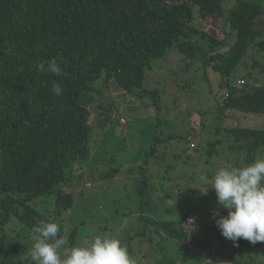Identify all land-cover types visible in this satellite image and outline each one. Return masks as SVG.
I'll use <instances>...</instances> for the list:
<instances>
[{
    "label": "trees",
    "instance_id": "obj_1",
    "mask_svg": "<svg viewBox=\"0 0 264 264\" xmlns=\"http://www.w3.org/2000/svg\"><path fill=\"white\" fill-rule=\"evenodd\" d=\"M195 13L200 19L222 17V0H0V193L5 195L0 201L1 225L11 216L31 230L55 222L58 237H63L62 213L73 207L74 196L62 189L56 192L53 217L39 212L35 200L64 182L69 162H87L90 157L91 112L84 97L104 98L111 89L137 96L150 93L144 88L145 73L154 59L164 57L175 43L185 60L196 56L197 43L190 40L199 31L192 25ZM263 14L257 2L237 0L227 15L235 42L229 47L210 31L201 36L221 48L205 53L204 63L224 78L228 93L223 106L264 116V80L256 79L242 90L245 81L238 89L237 83L232 88L229 83L248 47L262 36ZM259 46L264 49V42ZM53 58L63 75L37 70L38 64L47 66ZM54 83L63 89L60 96L52 92ZM102 103L115 112L113 104ZM224 132L244 167L264 150V129L232 127ZM189 215L178 225L157 222V229L188 248L178 240L188 237L184 229ZM198 244L201 250L211 246ZM235 247L241 248L237 257L216 248L227 253L231 264L261 263L264 242L239 239Z\"/></svg>",
    "mask_w": 264,
    "mask_h": 264
},
{
    "label": "rangeland",
    "instance_id": "obj_2",
    "mask_svg": "<svg viewBox=\"0 0 264 264\" xmlns=\"http://www.w3.org/2000/svg\"><path fill=\"white\" fill-rule=\"evenodd\" d=\"M249 1L257 2L264 9V0ZM236 2L222 0L224 15L215 19H200L195 13L192 25L199 31L193 33L190 40L197 43L196 56L185 60L175 43L164 57L154 59L151 69L145 73L144 88L150 93L142 96L123 93L109 101L116 112L105 106L102 120L106 122L102 127L98 123L92 124L91 116L90 157L86 163L91 187L85 188L79 197L74 196L73 207L62 213L63 238L67 241L59 250L62 258L66 255L64 248L87 247L97 235L118 239L133 264H205L199 253L202 248L199 242L224 247L228 254L238 256L240 247H235L224 237L220 241L222 235L215 224L219 216L214 219L213 210L223 216L227 212L218 205L215 190L209 188L206 195L199 190L210 186L208 181L219 168L244 167L240 154L230 148L232 140L224 132L225 128L264 129L263 115L242 113L223 106L228 93L224 78L204 63L205 53L221 48H213L201 32L210 31L229 47L235 42V32L230 29L227 15ZM259 21L262 36L248 47L230 75L231 88L239 79L246 84L242 88L235 86L241 90L255 84L256 79L264 80V49L259 46L264 42V14ZM153 100H156L155 108L152 107ZM83 101L96 109L100 102L93 99L92 94L86 95ZM148 142L152 146L146 149L143 143ZM191 144L194 146L192 154H187L185 148ZM259 159H264V150L257 155L256 160ZM136 162L142 164L145 185L152 193L151 203L141 210L133 203V176L141 171ZM75 166V162H69L64 168V182L52 193L35 200L39 212L53 217L55 193L61 189L65 191L66 184L82 183ZM116 168L121 169L122 180L104 176L101 183L99 176L113 173ZM147 193L143 196L145 200L149 199ZM4 197L0 193V201ZM1 211L0 205V216ZM188 214L197 221L188 248L178 246L163 230L157 229V222L178 225ZM32 236V230L13 216L7 224H0V264H35L30 254L34 243ZM148 236L153 239L151 245L145 242ZM212 261L221 264L219 257ZM259 261L264 264V252ZM246 264H255V261Z\"/></svg>",
    "mask_w": 264,
    "mask_h": 264
},
{
    "label": "clouds",
    "instance_id": "obj_3",
    "mask_svg": "<svg viewBox=\"0 0 264 264\" xmlns=\"http://www.w3.org/2000/svg\"><path fill=\"white\" fill-rule=\"evenodd\" d=\"M37 70L56 76L63 75V70L56 59L40 63ZM62 87L54 83L52 92L62 94ZM210 186L199 189L206 195L209 188L215 190L217 203L227 212L219 215L213 210L215 224L222 237L236 244L244 239L252 244L264 242V159L240 168L221 167L208 181ZM60 227L55 222L33 226L30 249L31 259L35 264H133L128 251L118 239L97 235L87 247L64 248L65 257L59 250L67 244L63 237H58Z\"/></svg>",
    "mask_w": 264,
    "mask_h": 264
},
{
    "label": "crops",
    "instance_id": "obj_4",
    "mask_svg": "<svg viewBox=\"0 0 264 264\" xmlns=\"http://www.w3.org/2000/svg\"><path fill=\"white\" fill-rule=\"evenodd\" d=\"M123 93L124 94H127L126 92H123V91L112 90L111 89L110 91H107L106 92V94L104 95V98L99 97V96L93 94L94 95V96L92 95L93 96V99L94 98H97L100 102H99V105L96 106V107H98V109H96L95 106H93L92 104L88 105V108H89V110L91 112V116L93 118V120H91L92 124H95V123L97 124L98 123V125H101V127H102L103 124H104V122H106V120L105 121H104V119L102 120V118L105 117V114L104 113H106L105 104L104 103L102 104V102L108 103L109 101H112L116 97L123 96L122 95ZM152 104H153V102H152ZM152 107L155 108V105L153 104ZM115 112H116V110H115ZM118 114H120V113H118ZM120 115H122V113ZM130 121H132V118L130 119ZM126 132H127V130L125 131V133ZM143 145H144V147L146 149H148V147L152 146L151 142L143 143ZM187 148H189V147H186L185 148V151L187 150ZM86 163L87 162L77 163L76 166H75L77 168V171H78V172H76V175L81 179L82 183H77L75 185H72L71 183L66 184L63 187V188L66 189L64 192L69 193V194H71L73 196H78L79 197L81 194L84 193L85 188H90L91 187V184L88 181V178L89 177L86 174V172H87V167H86L87 165H86ZM136 165H140V164L138 162H136ZM141 165H140L141 171L140 172L137 171L136 176L135 175H134L135 177L133 176L134 181H135L134 182V192H135V195H134V202L133 203H134L135 206H138V209H140V210L142 209L143 206H145V205L148 206L151 203L150 201L152 199V193L148 190L147 185H145V179L144 178H146V175L144 176V172H142V166ZM121 167H123V166H121ZM104 176H106V177H104ZM103 177L104 178L109 177L111 179L113 178V180L119 181V180H122L123 175H121V169L116 168L113 173H108L107 175L101 174L99 176V179H100L101 183L103 182ZM107 188H108V186L106 187V189ZM145 192H148L147 193L148 198H149L148 200H145L143 198ZM159 200H161L160 197H159ZM152 241H153V239H152L151 236H148L145 239V242L147 244H149V245L153 244ZM90 242L91 241H89L86 246H88Z\"/></svg>",
    "mask_w": 264,
    "mask_h": 264
},
{
    "label": "built area",
    "instance_id": "obj_5",
    "mask_svg": "<svg viewBox=\"0 0 264 264\" xmlns=\"http://www.w3.org/2000/svg\"><path fill=\"white\" fill-rule=\"evenodd\" d=\"M237 85L242 87L244 85V81L239 79L237 81ZM121 123H125L124 119H120ZM194 148L193 144L189 148H187V154H192V149ZM195 229V218L193 215H189L185 222V229L184 232L187 234V238L183 240H178L179 244H186L188 245V240H190L191 233ZM201 257L204 259L205 264L212 263V259L214 257H219L221 260V264H231L228 260L226 252H218V249L214 246H207L203 250L200 251Z\"/></svg>",
    "mask_w": 264,
    "mask_h": 264
}]
</instances>
